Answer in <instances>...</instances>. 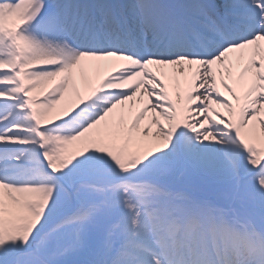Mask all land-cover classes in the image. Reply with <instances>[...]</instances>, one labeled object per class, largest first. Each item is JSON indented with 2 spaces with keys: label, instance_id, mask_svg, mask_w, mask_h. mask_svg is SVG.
Returning <instances> with one entry per match:
<instances>
[{
  "label": "snow or ice",
  "instance_id": "snow-or-ice-1",
  "mask_svg": "<svg viewBox=\"0 0 264 264\" xmlns=\"http://www.w3.org/2000/svg\"><path fill=\"white\" fill-rule=\"evenodd\" d=\"M0 264H264V0H0Z\"/></svg>",
  "mask_w": 264,
  "mask_h": 264
}]
</instances>
